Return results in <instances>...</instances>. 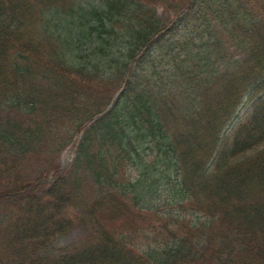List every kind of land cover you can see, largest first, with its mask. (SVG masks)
I'll return each mask as SVG.
<instances>
[{
    "label": "trees",
    "instance_id": "trees-1",
    "mask_svg": "<svg viewBox=\"0 0 264 264\" xmlns=\"http://www.w3.org/2000/svg\"><path fill=\"white\" fill-rule=\"evenodd\" d=\"M145 149L208 217L195 251L138 237ZM185 261L264 264V0H0V264Z\"/></svg>",
    "mask_w": 264,
    "mask_h": 264
},
{
    "label": "rangeland",
    "instance_id": "rangeland-1",
    "mask_svg": "<svg viewBox=\"0 0 264 264\" xmlns=\"http://www.w3.org/2000/svg\"><path fill=\"white\" fill-rule=\"evenodd\" d=\"M88 1L95 3L98 0ZM155 7L157 15L164 23L168 24L174 18V12L164 2H160ZM234 47L233 44L230 45L229 50L234 49ZM254 105L255 101H253V98L244 101L235 115L234 126L231 131L240 123L247 121L248 117L253 113ZM79 137L80 133H76L69 145L61 151L58 157L60 172L65 171L69 167ZM233 137L234 135L230 138L232 139ZM141 155L143 157V167L140 171L139 182L144 185V192L141 195V200L136 205H133L134 207L130 205V209L135 211V225L138 233L141 234L138 237L144 243L146 249L151 247L162 250L167 243L166 239L169 244H175V241L177 242L176 238L185 236L187 237L185 246L195 251L201 245L197 243L196 233L190 230V226L200 223L208 217L202 211L191 208L188 202H184L182 205L174 202L173 195L169 191L170 187L165 180L167 176L165 174L166 169L164 166L159 167L162 164L161 160L155 155V152L150 153L148 150L146 152L143 151ZM42 158L44 161L45 158ZM127 169L126 173H130L134 177L133 179H135L136 175L138 176L136 168ZM119 173L121 176H119L118 180L124 182L128 180V177L125 176V168L120 170ZM48 179H52V174L47 179L42 180V182L46 183ZM68 212H71V210L68 209ZM175 226L177 227L176 230L172 231ZM84 236V229L74 227L66 235L59 237L56 243L59 246L72 245L76 241L83 239ZM181 264L191 263L185 261Z\"/></svg>",
    "mask_w": 264,
    "mask_h": 264
}]
</instances>
